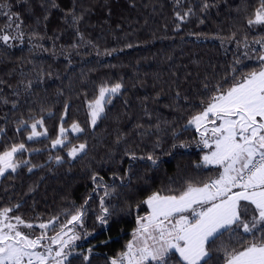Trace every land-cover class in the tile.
<instances>
[{"label":"trees","instance_id":"trees-1","mask_svg":"<svg viewBox=\"0 0 264 264\" xmlns=\"http://www.w3.org/2000/svg\"><path fill=\"white\" fill-rule=\"evenodd\" d=\"M0 4L20 23L6 31L17 39L0 41V153L23 143L27 151L16 159L28 157L0 180V209L13 208L12 215L33 225L55 219L50 235L84 211L87 234L64 264H111L127 250L138 218L148 214L143 201L149 196L177 195L189 184L202 186L218 177V167L203 163L206 148L188 122L217 94V86L226 90L261 70L264 49L255 42L264 41V25L248 24L260 0ZM7 24L0 14V34ZM117 83L121 90L107 97L92 126L89 103L101 86ZM39 118L48 134L29 141L30 128L21 121ZM61 123H78L84 131L53 148ZM81 143L85 151L68 156ZM101 198L109 212L106 225L97 219L103 215ZM221 246L241 248L226 233L212 245L210 264H223Z\"/></svg>","mask_w":264,"mask_h":264},{"label":"snow or ice","instance_id":"snow-or-ice-1","mask_svg":"<svg viewBox=\"0 0 264 264\" xmlns=\"http://www.w3.org/2000/svg\"><path fill=\"white\" fill-rule=\"evenodd\" d=\"M260 4L255 19L248 21L249 25H264V0H260ZM5 7L0 4V14L8 17L0 41L8 44L18 37L6 34L7 29L13 24L19 29L20 23L18 15L11 13L10 9L4 11ZM176 15L181 21L185 19L179 13ZM255 43L264 49V41ZM245 47H249L247 43ZM244 55L247 57V52ZM258 60L261 62L260 71L248 73L226 90L217 86V94L211 96L203 111L189 121L200 134L199 143L211 149L203 156V163L222 169L218 177L202 186L189 184L177 195L153 193L149 196L143 203L150 212L138 218L139 227L134 241L127 245V251L121 258L112 260L111 264H173V257L178 264H210L212 245L226 233L236 238L241 248L229 250L221 246L218 251L224 253L223 264H264V54L259 55ZM121 88L119 83L110 88L100 87L98 98L88 105L92 126L104 113V104L110 102L105 100L106 94H116ZM21 124L26 122L21 121ZM43 124V119L31 124L29 141L47 136L46 128L43 132L36 130ZM69 131L81 133L84 129L78 123L66 129L61 123L52 147H65ZM85 148L84 143L72 146L68 156L75 159ZM26 151L25 144L20 143L0 153V177L16 172L20 167L16 157ZM61 159L56 157L57 163ZM147 159L156 163L152 156ZM28 170L32 171V168ZM96 179L93 176V180ZM104 194L108 195L107 189ZM101 208L103 215L97 219L106 225L109 212L104 207L103 198ZM13 210L0 209V264H64L71 254L65 249L80 238L73 235L65 240V229L68 224L82 225L84 211L78 210L66 224L59 226L60 230L55 235L48 236L47 231H55L57 227L55 219L33 225L19 215L10 216ZM36 227L44 231L33 235L21 230ZM53 245H58L55 251Z\"/></svg>","mask_w":264,"mask_h":264},{"label":"rangeland","instance_id":"rangeland-1","mask_svg":"<svg viewBox=\"0 0 264 264\" xmlns=\"http://www.w3.org/2000/svg\"><path fill=\"white\" fill-rule=\"evenodd\" d=\"M107 87H112V86H107ZM111 93H109V94H106V97H105V100L107 99V97L110 95ZM98 98V97H97ZM96 100V99H95ZM94 100V101H95ZM93 102V101H92ZM105 105V104H104ZM90 109H89V115H90ZM37 120H41L40 118L39 119H34V120H32V121H30V122H26V124H24V125H27V126H29V128H30V131H29V133H28V135H30L31 134V124L32 123H35ZM90 120H91V115H90ZM191 120V119H190ZM189 120V121H190ZM217 123H219V121H217ZM188 125L189 126H193V125H190L189 124V122H188ZM64 126V125H63ZM71 126V125H70ZM70 126H64V128H66V129H70ZM81 127V126H80ZM195 127V126H194ZM209 127H212V125H209ZM46 127H45V125L43 124V126L41 127V126H39L38 125V127H37V132H43V130L45 129ZM47 134H48V132H47ZM70 134H74V135H76V134H79V133H73V132H71V131H69L68 133H67V141H66V143L68 142V141H70L71 140V137L69 136ZM42 137H45V136H39V137H36V138H34V139H38V138H42ZM33 139V140H34ZM26 146V145H25ZM75 146H78V145H75ZM59 147V146H58ZM26 149H27V147H26ZM68 151H69V149H68ZM68 151H67V153H68ZM211 151V149H208V148H206V150H205V152H204V155L205 154H207V153H209ZM27 156H25V157H23V158H20V159H18L17 160V162L18 163H20V164H22V162L23 161H26L27 160ZM211 166H215V167H218V169H219V172H221L222 171V169L219 167V166H217V165H211ZM7 174V173H6ZM5 174V175H6ZM3 177H0V180L2 179ZM10 216H14V215H12L11 213L9 214ZM22 231H24V232H26V233H31V234H33V235H40L41 234V232L42 231H44V230H41V231H37V230H34V229H21ZM65 231L67 232V235H65L64 236V239L65 240H68L71 236H73V235H77V236H79L80 238L79 239H77V240H74V241H72L71 243H70V245H69V247L67 248V249H65V251H70L74 246H76L79 242H81V241H83L84 240V238H85V236H86V234H87V231H86V229L84 228V225H83V223H82V225L81 224H75V225H73V224H71L70 226H68L66 229H65ZM47 235L48 236H53L54 234H52V235H50V233H49V231H47ZM45 242H47V241H45ZM58 248V245H53V249H54V251L56 250ZM127 251V250H126ZM122 256V255H121ZM121 256H119V257H117V258H114L115 260H119L120 258H121ZM113 259V260H114Z\"/></svg>","mask_w":264,"mask_h":264},{"label":"crops","instance_id":"crops-1","mask_svg":"<svg viewBox=\"0 0 264 264\" xmlns=\"http://www.w3.org/2000/svg\"><path fill=\"white\" fill-rule=\"evenodd\" d=\"M149 212H150V209H149ZM149 212H148V214H149ZM148 214H147V215H148ZM147 215H145V216H147ZM138 227H139V223H138ZM138 227H137V228H138ZM137 228H136V230H137ZM136 230L134 231V234L136 233ZM134 239H135V236H133V239H132L130 242H133Z\"/></svg>","mask_w":264,"mask_h":264}]
</instances>
